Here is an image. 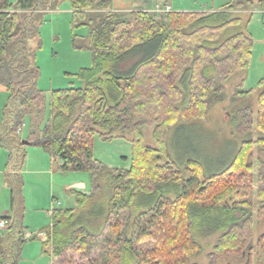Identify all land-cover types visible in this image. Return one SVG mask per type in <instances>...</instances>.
<instances>
[{
	"label": "trees",
	"instance_id": "1",
	"mask_svg": "<svg viewBox=\"0 0 264 264\" xmlns=\"http://www.w3.org/2000/svg\"><path fill=\"white\" fill-rule=\"evenodd\" d=\"M62 1L0 0V84L8 94L0 148L8 151L13 219L0 235V264H17L25 241L35 238L23 235L20 169L25 145L60 158L63 171L90 176V193L69 190L76 207L52 211L48 240L42 243L51 246L52 264H69L74 251L88 264H189L200 248L197 237L213 234L217 239L208 253L211 264L244 254L245 264H251L254 143L260 150L258 216L264 219V88L257 96L256 115L242 100L251 91L237 87L231 97L232 131L251 132L255 125L258 137L243 140L221 169L210 171L194 157L182 168L161 160L168 155V133L179 119H204L224 99L227 80L248 67L252 37L244 32L220 36L240 23L233 11L253 7V0H230L215 11H167L161 18L146 10H112V0H68L72 26L88 27L92 63L76 73L82 86L52 89L46 95L37 86L40 72L29 44L34 39L40 47L43 16ZM256 4L264 10V0ZM259 85L264 86V78ZM26 118L29 131L20 138ZM146 126L154 127L155 147L144 143ZM117 131L132 137L127 169L93 157L94 135L107 140ZM167 191L177 192L170 197ZM200 215L209 219L210 227H201ZM133 218L135 227L128 225ZM256 264H264V234L256 245Z\"/></svg>",
	"mask_w": 264,
	"mask_h": 264
},
{
	"label": "rangeland",
	"instance_id": "2",
	"mask_svg": "<svg viewBox=\"0 0 264 264\" xmlns=\"http://www.w3.org/2000/svg\"><path fill=\"white\" fill-rule=\"evenodd\" d=\"M167 1L169 4H172L173 8H177L176 6H178V10L210 11L220 10L221 6L230 0ZM256 1L253 0V7L247 10H234L233 14L240 18V23L226 27L220 36V40H222L233 33L244 32L252 37L253 48L248 67L245 70L235 72L227 80L224 85V99L215 103L204 119H179L177 124L168 133V155L162 156L161 163L170 162L182 168L187 158L194 157L204 162L208 170L215 171L219 170V168L221 169L232 160L243 140L251 138L255 141L257 139L258 131L255 125L254 130L251 132L240 134L232 131L230 116L228 115L230 99L235 95L237 87L243 91H251V95L242 98V100L250 103L254 115H256L258 110V93L264 88V86L260 87L259 85V81L264 78V10L260 9ZM165 2L164 0H160L158 5L151 6L153 11L151 13L157 15L158 18L163 17L161 11H165L164 9L167 5ZM71 21L72 10L70 4L68 0H63L56 9L47 11L43 16L39 27L40 47L35 46L34 39L30 41L29 45L35 49V61L40 72L37 86L39 89L45 91L46 95L52 89L82 86L84 82L78 78L76 73L81 68L90 67L92 63V54L87 47L88 27L85 25L73 27ZM242 78L243 82L241 83ZM7 99V92L0 90V127ZM28 122L29 118H26L20 127L18 131L20 138L27 136L29 131ZM153 128V126L143 128L144 143L149 147L156 146L152 137ZM131 138L129 134H122L117 131L113 138L105 140L96 133L93 139V157L107 166L127 169L131 164ZM259 151L254 143L252 156L250 157L254 163V176L251 183V244L253 247L251 264H256V245L259 237L264 234V219L258 216L259 200H257L256 193L258 187L256 181V157ZM66 173H77L89 177L87 172L82 171H70ZM171 185L175 186L176 184ZM37 189L42 191L40 193H43V196L47 193V188L44 185L41 188L40 186L37 187ZM176 192L169 191L166 194L173 197ZM56 195L59 196L58 193ZM62 196L61 207H76V200L72 194L66 192ZM147 205L144 204L143 206L146 207ZM198 220L202 224L201 227H210L207 217L203 218L200 215L198 216ZM128 225H134L135 227L134 218L129 221ZM197 239L199 240L200 248L196 254L190 257L189 264H211L208 259V253L215 244L217 234L202 238L197 237ZM26 244H32L30 247H34L35 244H38V239H28L23 246ZM33 251V248H29L25 252L21 250L17 264H44L41 261L34 260ZM68 257H70L69 264H88V260L81 258L75 251L69 253ZM44 259L47 262L45 264H50L49 258L46 257ZM246 260L247 256L244 254L241 256H231L214 264H245Z\"/></svg>",
	"mask_w": 264,
	"mask_h": 264
},
{
	"label": "crops",
	"instance_id": "3",
	"mask_svg": "<svg viewBox=\"0 0 264 264\" xmlns=\"http://www.w3.org/2000/svg\"><path fill=\"white\" fill-rule=\"evenodd\" d=\"M112 10L130 11V10H146L153 12L151 6L158 5L160 0H112ZM165 4L169 5L170 11H188L173 8L172 4L167 1ZM191 10V9H189ZM195 11V10H194ZM204 11V10H196ZM215 11V10H210ZM165 15V11H161ZM0 90L5 88L0 84ZM29 127H30V121ZM26 156L23 161L20 173L22 175L23 184V198H24V216L23 225L25 227L24 234L29 233L25 238L35 237L38 239V244L34 247L32 244H26L22 248V252L33 248V258L36 261H41L45 264L44 258H49L50 264L53 262L51 256V246H43L42 243L48 240L46 230L52 225V211L55 209H66L61 207L63 198L62 195L69 193L70 189L81 191L85 194L90 193L91 182L90 176L79 175L77 173H66L70 171H63L60 166L62 160L60 158H53L48 152L40 147L25 145ZM8 151L0 148V216H11L10 212V188L6 182V173L10 172L8 169ZM110 167V166H109ZM114 168V167H112ZM44 185L47 188V193L44 196L40 193L37 187ZM58 193L59 196L56 195ZM70 208V207H69ZM4 231H0V235ZM35 233V234H34ZM48 254H46V252ZM1 263V260H0ZM47 263V262H46Z\"/></svg>",
	"mask_w": 264,
	"mask_h": 264
},
{
	"label": "built area",
	"instance_id": "4",
	"mask_svg": "<svg viewBox=\"0 0 264 264\" xmlns=\"http://www.w3.org/2000/svg\"><path fill=\"white\" fill-rule=\"evenodd\" d=\"M166 12L170 11V7L169 5L165 6L164 9ZM13 223V219L11 216H7V215H2L0 216V231H5L7 230ZM29 233L24 234V236H29Z\"/></svg>",
	"mask_w": 264,
	"mask_h": 264
}]
</instances>
